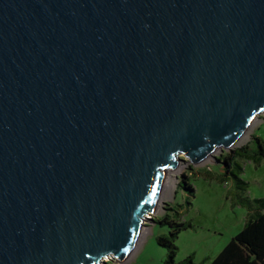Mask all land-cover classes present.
Masks as SVG:
<instances>
[{"label": "water", "instance_id": "95a60500", "mask_svg": "<svg viewBox=\"0 0 264 264\" xmlns=\"http://www.w3.org/2000/svg\"><path fill=\"white\" fill-rule=\"evenodd\" d=\"M261 114L264 0H0V264L124 260Z\"/></svg>", "mask_w": 264, "mask_h": 264}, {"label": "rangeland", "instance_id": "374dc122", "mask_svg": "<svg viewBox=\"0 0 264 264\" xmlns=\"http://www.w3.org/2000/svg\"><path fill=\"white\" fill-rule=\"evenodd\" d=\"M255 137L264 139V114L259 115L229 148L216 150L198 162H190L180 155L179 168L170 172L167 179L173 188L164 189L157 210L150 215L152 219L145 221L136 249L122 261L105 259L102 264H163L167 249L158 244L156 237L160 233H167L169 227L156 220L164 214H171L172 209L180 211V221L191 223L190 228L179 232L174 242L177 248L175 263L181 264L191 256L192 264H208L246 221L247 209L235 203L234 195L264 199V159L256 164L251 160L236 158L243 168L240 177L248 182L246 192L237 191L231 181L222 182L219 178L223 172V165L218 161L220 157L241 146L254 148ZM183 178L193 187L192 195L180 187Z\"/></svg>", "mask_w": 264, "mask_h": 264}, {"label": "trees", "instance_id": "16d2710c", "mask_svg": "<svg viewBox=\"0 0 264 264\" xmlns=\"http://www.w3.org/2000/svg\"><path fill=\"white\" fill-rule=\"evenodd\" d=\"M254 140L256 143L254 148L241 146L227 155H222L218 160L223 165V172L219 175L220 181H231L232 186L242 193L247 191L248 182L240 177L243 168L236 158L251 160L256 164L264 159V139L255 137ZM180 187L187 190L190 195L193 194V187L187 179H182ZM234 197L236 204L246 207V221L242 229L224 245L208 264H264V212H262L264 199H250L240 194H236ZM180 216L179 210L172 209L171 214H164L162 218L156 220L169 227L167 233H160L156 237L158 244L167 249L163 264H176L177 248L174 242L181 230L191 227L190 221H180ZM181 264H192L191 256Z\"/></svg>", "mask_w": 264, "mask_h": 264}, {"label": "bare ground", "instance_id": "6f19581e", "mask_svg": "<svg viewBox=\"0 0 264 264\" xmlns=\"http://www.w3.org/2000/svg\"><path fill=\"white\" fill-rule=\"evenodd\" d=\"M177 165H178V163H177L176 166H175L174 168H172V169L168 172V174H167V177H166V183H165V188H166V189H170V188L172 189V188H173V186H172L171 184L168 183V180H167V179H168V176H169V173H170V172H172V171H177V169L179 168V166L177 167ZM176 167H177V168H176ZM165 188H164V189H165ZM142 234H143V232H142Z\"/></svg>", "mask_w": 264, "mask_h": 264}]
</instances>
